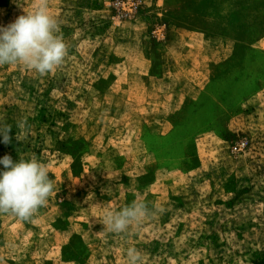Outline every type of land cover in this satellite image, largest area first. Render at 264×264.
<instances>
[{"label": "rangeland", "instance_id": "obj_1", "mask_svg": "<svg viewBox=\"0 0 264 264\" xmlns=\"http://www.w3.org/2000/svg\"><path fill=\"white\" fill-rule=\"evenodd\" d=\"M0 0L7 25L33 0ZM69 46L44 77L0 67V158L54 191L0 214V264H264V0H49ZM27 140L16 141L20 120ZM4 166L0 165V171ZM151 213L128 234L106 210Z\"/></svg>", "mask_w": 264, "mask_h": 264}, {"label": "clouds", "instance_id": "obj_2", "mask_svg": "<svg viewBox=\"0 0 264 264\" xmlns=\"http://www.w3.org/2000/svg\"><path fill=\"white\" fill-rule=\"evenodd\" d=\"M21 7L18 0H13ZM57 18L49 12V0H33V10L24 11L14 21L0 25V67L22 65L44 77L61 66L69 55V46L59 35ZM16 127L18 142L27 140L28 123L22 119ZM12 125L0 120V137L5 145L11 143ZM0 214H11L29 221L46 205L54 191V181L45 163L35 155L13 161L10 155L0 158ZM151 213L143 200H133L119 210H106L102 218L104 229L117 235L128 234L133 225ZM129 264H143V256L135 247L127 249Z\"/></svg>", "mask_w": 264, "mask_h": 264}]
</instances>
